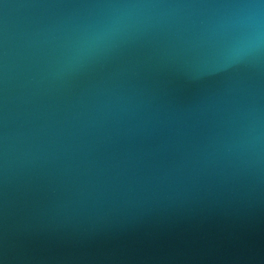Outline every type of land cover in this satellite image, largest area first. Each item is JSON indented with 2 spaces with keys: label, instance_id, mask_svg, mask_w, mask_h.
<instances>
[{
  "label": "water",
  "instance_id": "water-1",
  "mask_svg": "<svg viewBox=\"0 0 264 264\" xmlns=\"http://www.w3.org/2000/svg\"><path fill=\"white\" fill-rule=\"evenodd\" d=\"M0 264H264V0H0Z\"/></svg>",
  "mask_w": 264,
  "mask_h": 264
}]
</instances>
